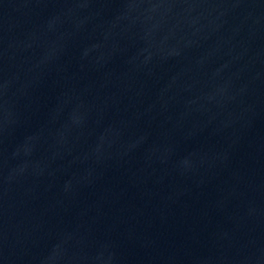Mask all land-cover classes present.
<instances>
[{"label": "water", "instance_id": "water-1", "mask_svg": "<svg viewBox=\"0 0 264 264\" xmlns=\"http://www.w3.org/2000/svg\"><path fill=\"white\" fill-rule=\"evenodd\" d=\"M0 264H264V0H0Z\"/></svg>", "mask_w": 264, "mask_h": 264}]
</instances>
